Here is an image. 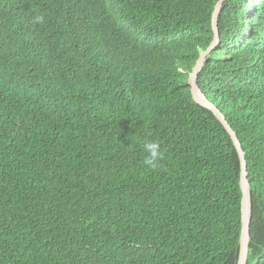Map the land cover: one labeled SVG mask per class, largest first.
<instances>
[{
	"label": "trees",
	"instance_id": "1",
	"mask_svg": "<svg viewBox=\"0 0 264 264\" xmlns=\"http://www.w3.org/2000/svg\"><path fill=\"white\" fill-rule=\"evenodd\" d=\"M37 1L0 60L26 92L0 79V264H237L240 157L188 84L218 0ZM218 27L197 82L246 152L264 264V0H226Z\"/></svg>",
	"mask_w": 264,
	"mask_h": 264
},
{
	"label": "clouds",
	"instance_id": "2",
	"mask_svg": "<svg viewBox=\"0 0 264 264\" xmlns=\"http://www.w3.org/2000/svg\"><path fill=\"white\" fill-rule=\"evenodd\" d=\"M4 8H5V13H3ZM42 8H44L43 5L42 4L39 5L37 0H5V1L2 0V1H0V60L8 59V58L14 56L18 52V50L21 48V46L24 42V37L26 36V34L29 31L34 30L35 26L38 23L43 22L44 17H42V13L40 11V10H42ZM212 29H213V26H212ZM209 45H208V47H209ZM205 50H203V51H205ZM201 53H200V55H201ZM200 55H199V57H200ZM207 55L205 56L204 61L206 60ZM199 57H198V59H199ZM197 60H196V62H197ZM194 66H195V64H194ZM203 66H204V64H203ZM203 66H202V68H203ZM190 75H191V73H190ZM0 79L7 80L8 82L14 84L24 94H26L24 87L22 86L24 84L21 83L20 81L16 80V79H14V78H12L11 76H9V74L3 72L1 69H0ZM188 79H189V77H188ZM197 81H198V78H197ZM188 84H189V82H188ZM197 84H198V82H197ZM198 86L200 88V85H198ZM190 89H191V86H190ZM142 151L144 153L143 163H144V165H146L147 167H149L151 169H155L158 166L159 161H161L163 159V155H164L163 150H162L161 145L158 141L145 139L143 141ZM245 155H246V152H245ZM240 165H241V163H240ZM247 167H248V163H247Z\"/></svg>",
	"mask_w": 264,
	"mask_h": 264
},
{
	"label": "water",
	"instance_id": "3",
	"mask_svg": "<svg viewBox=\"0 0 264 264\" xmlns=\"http://www.w3.org/2000/svg\"><path fill=\"white\" fill-rule=\"evenodd\" d=\"M226 0H218L212 17V26L214 31V39L209 45V47L203 51L195 63L191 75L189 76L188 82L191 86V92L194 100L201 107L211 111L214 113L219 120L223 123L227 131L230 133L234 145L239 153L240 163H241V178L240 184L242 189V201H241V209H242V226H241V234L239 240V252H238V260L237 264H248V251H249V241H250V226H251V192H250V182H249V173L247 167V160L245 152L242 148V144L238 137L237 132L233 129V127L228 122L224 113L217 107V105L212 102L205 93L199 88L197 84L198 74L204 64L205 56L214 48L216 45L220 43V32L218 28V18L222 6Z\"/></svg>",
	"mask_w": 264,
	"mask_h": 264
}]
</instances>
